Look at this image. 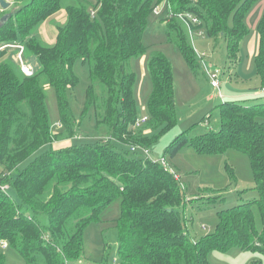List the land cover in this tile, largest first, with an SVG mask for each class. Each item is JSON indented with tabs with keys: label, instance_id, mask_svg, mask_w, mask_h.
Here are the masks:
<instances>
[{
	"label": "trees",
	"instance_id": "1",
	"mask_svg": "<svg viewBox=\"0 0 264 264\" xmlns=\"http://www.w3.org/2000/svg\"><path fill=\"white\" fill-rule=\"evenodd\" d=\"M159 1L11 0L7 9H0V17L9 14L0 26V184L12 188L17 198L0 188V241L25 264H80L85 226L98 221L117 197L120 214L114 220V264H210V251L232 247L264 254V100L221 102L215 129L195 136L180 133L164 151V157H174L187 146L200 153L233 148L249 157L257 197L218 211L213 231L197 240L184 228L180 207L185 200L179 179L160 159L129 150V144L148 146L155 132L176 122L171 63L164 54L153 52L148 61L152 83L148 120L141 128H133L138 115L133 95L136 74L130 64L146 50L142 35ZM252 1L165 0L166 39L192 65L195 51L178 21L182 16L192 29L204 26L207 36L223 38L229 60L234 62L248 33L244 17ZM62 8L64 17L56 24V38L49 41L40 26ZM257 32L254 63L263 86L264 11ZM14 43L24 46L23 55L35 59L31 75L21 71L17 50L5 46ZM78 58L90 64L84 110H93L96 124L107 125L116 143L98 138L54 148L55 141L74 133L68 92L78 82L73 70ZM48 86L55 92L62 132L51 130ZM46 144L51 145L48 150L18 168ZM254 209L260 216V229ZM0 264H6L1 251Z\"/></svg>",
	"mask_w": 264,
	"mask_h": 264
},
{
	"label": "rangeland",
	"instance_id": "2",
	"mask_svg": "<svg viewBox=\"0 0 264 264\" xmlns=\"http://www.w3.org/2000/svg\"><path fill=\"white\" fill-rule=\"evenodd\" d=\"M87 1L90 4L95 3V0ZM242 1L238 0L240 3ZM156 8L158 11L153 10L148 16L142 35L146 50L142 56L132 59L130 64L136 74L133 95L137 118L148 116L147 99L152 91L148 61L153 52H160L167 57L172 67L176 122L159 134L158 131L155 132L156 138L146 148L151 159L162 160L166 168L179 179L185 200L184 207H180L184 228L192 240H197L213 231L219 219L218 211L257 197L249 157L233 148L216 153H200L194 147L187 146L174 157H164V151L180 133L187 131L189 135L195 136L207 129H215L217 105L221 102L239 100L249 104L264 100V94L260 93L262 80L256 73L254 63L258 43L257 23L264 11V0H253L247 7L244 23L248 33L239 44V59L234 62L229 60L223 38L207 36L204 26L192 29L186 19L179 16L178 21L195 51L194 61L190 65L179 48L166 39L162 22L167 15L165 0H160ZM63 12L62 8L47 17L40 26L39 31L47 40H55L56 24L63 19ZM229 24H232L231 17ZM23 56L32 68L36 66L33 57L26 54ZM217 69L222 74L219 88L211 86L209 82V73ZM73 70L78 82L69 90L68 101L76 123L74 133L70 138L55 141L52 147L79 146L98 138H110L115 142L107 125L96 124L93 110H84L86 92L91 83L89 62L78 58L74 62ZM46 105L52 132H62L64 127L59 119L55 92L49 86L46 88ZM50 147V144L43 145L18 168L22 169L32 158ZM141 155L145 156L143 153ZM1 171L3 167L0 165ZM6 193L16 198L14 190L10 187L6 189ZM254 212L256 226L260 229L259 213L256 209ZM119 214L120 198L117 197L100 214L98 221L91 220L87 223L83 230V252L78 263H115L117 230L114 220ZM0 251L5 255L6 264H25L16 251L9 246H3L1 241ZM208 260L210 264H264V254L232 247L225 251H210Z\"/></svg>",
	"mask_w": 264,
	"mask_h": 264
},
{
	"label": "built area",
	"instance_id": "3",
	"mask_svg": "<svg viewBox=\"0 0 264 264\" xmlns=\"http://www.w3.org/2000/svg\"><path fill=\"white\" fill-rule=\"evenodd\" d=\"M155 12H157V8L154 9ZM192 21L196 22L197 19L193 17ZM7 47L10 48H15L16 51V57L18 59V62L20 64V68L21 71L25 74V75H31L34 71V69L32 68V66L27 63L24 60V56H23V52H24V46L22 44L19 43H14V44H7L5 45ZM221 72L217 69L214 70L212 72L209 73V77H210V85L215 87V88H219L220 84H221V79H220V75ZM260 93L264 94V85L260 87ZM148 120V116L145 117H141V118H136L134 124H133V128H141L143 126V124H145ZM129 150L132 152H136L139 151L141 153H143L145 155V157H149V151L146 148V146H140L138 144H129ZM150 158V157H149ZM161 162L163 163V165L166 167V164L161 160ZM9 186L7 184H0V188L2 190H6ZM3 246H7L6 242H2Z\"/></svg>",
	"mask_w": 264,
	"mask_h": 264
},
{
	"label": "water",
	"instance_id": "4",
	"mask_svg": "<svg viewBox=\"0 0 264 264\" xmlns=\"http://www.w3.org/2000/svg\"><path fill=\"white\" fill-rule=\"evenodd\" d=\"M10 6V1L8 0H0V8L1 10H5ZM9 14L5 13L0 17V26H2L8 19Z\"/></svg>",
	"mask_w": 264,
	"mask_h": 264
},
{
	"label": "crops",
	"instance_id": "5",
	"mask_svg": "<svg viewBox=\"0 0 264 264\" xmlns=\"http://www.w3.org/2000/svg\"><path fill=\"white\" fill-rule=\"evenodd\" d=\"M255 53H256V51H255ZM222 75V74H221ZM222 78V77H221ZM220 86H221V84H220ZM263 94V93H262ZM255 99H258V98H255Z\"/></svg>",
	"mask_w": 264,
	"mask_h": 264
}]
</instances>
